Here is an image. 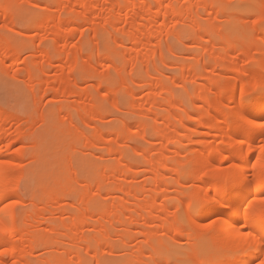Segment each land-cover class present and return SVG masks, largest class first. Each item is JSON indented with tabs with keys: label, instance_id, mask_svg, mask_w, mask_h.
Listing matches in <instances>:
<instances>
[{
	"label": "bare ground",
	"instance_id": "6f19581e",
	"mask_svg": "<svg viewBox=\"0 0 264 264\" xmlns=\"http://www.w3.org/2000/svg\"><path fill=\"white\" fill-rule=\"evenodd\" d=\"M5 1H7V3L2 1L3 3H1L0 5V7L2 8V11L0 10V18H3L4 21L10 20V18L12 19L11 13L13 12H11V9L9 7L11 6V1ZM29 1L26 2L29 3ZM53 1L54 4L50 3L52 5V7L50 8L48 5L49 3H46L48 6L35 4L33 5V7L35 6L37 10L40 9V11L45 12V19L41 24L42 26H39L45 28L47 31L50 30V40L56 42V45L51 46L52 48H54L55 46L56 50L54 49L53 53V50L50 47L49 48L51 50L44 49L41 65L38 64L40 65V69L38 70L37 67H35L37 66V64H29L25 71V77L31 81L39 78L37 79L39 80V84H45L48 86V90H46L45 94H51L57 99H77L75 106L67 104L68 102L60 103V106H57L59 104L56 102L57 104H53L54 108H50L51 110L45 109L39 112H42V114L44 113L43 115L46 114L45 116L49 118L55 117V120L57 116H61V119H63V127H61L65 131L66 128L64 129V127L66 126L64 125L67 122L72 124V111H76L75 113H78L80 118V124H82L86 128H90V130L92 129L95 131L94 137L97 143L100 144L106 142L108 138L111 139V142L107 148L109 154H119L120 152L117 148L120 147H117V145H119L118 143L129 140L130 138L131 142V140L133 141V137H125L126 135H124L126 133H124V129H127L128 125L125 124L126 121H124V123L123 121L121 123L119 122V125L121 124L120 127H117L118 125H115L116 128H107L109 131L103 128L104 126H101L108 116V114L105 113L103 105L98 98L101 90L106 87L109 89L110 94H114L116 96L123 90V85L126 84V82H124L123 80V77L125 76L124 68H126V63L124 64V62L126 61L127 63L131 62L130 64H132L133 66L132 73L136 72V74L139 67L138 65H140L139 63H143L144 65L148 64L149 66L150 64H153V66L155 67V62L158 59L157 57H159L158 62L160 60L162 68H169L170 66H163L165 50H167L166 48H168L167 44L162 41L163 35L166 34L167 36H171V38H173L172 34L173 36H176V33L174 32L176 31L178 26H186V22H181L180 24V21L184 22L186 18L185 16L188 15V13H191L189 14L190 20L194 19L193 21L195 22L192 26V30L197 33H202V40L203 37L209 35L215 37V29L222 24V19L218 18L217 13L218 15H221L226 7H224L223 5L224 1L222 2L221 0V2L218 1L215 5L211 4L208 0H205L201 3H199V0H186V3L182 6H180L181 0ZM155 4L156 7L153 12L152 10ZM195 5L198 6L197 10L194 9ZM75 7H79L80 11L78 13H74L73 9ZM213 7H215L214 9L215 11H217L216 16H213L214 18H212L211 16V14H214L212 13ZM254 15L257 20L264 17V0L263 3L255 9ZM209 16L211 20L209 19V24L207 23L208 25H205L204 23L208 21L207 19L209 18ZM101 21L104 23L103 27H101ZM243 21L245 22V20ZM259 24V22H255V27L259 26ZM6 25H3L4 28L6 29L7 27L8 32L10 33L12 30L13 33V23L8 26ZM236 25H238V23ZM83 27L91 30L90 32H92V34L91 36H89L90 38L88 37L90 40L87 37L84 40L86 32H84L85 29L84 31L82 30ZM34 28L39 30L37 25ZM105 33L108 34L109 37H107ZM101 35H103V37H105L106 35V38L108 40L103 38ZM147 36L151 37L152 42H147ZM98 38H103V40L105 39V41L107 40V42H105L107 45L104 44V46H100L99 42L103 40H98ZM74 39L77 40V43L76 46H72L73 48H71L72 44H70L69 42L70 40L73 41ZM87 39L90 42L86 41ZM109 39L112 40V46L111 43H108V41H110ZM216 39V41L219 42L212 47H208L205 42L196 43V46H194L197 51V56L200 51L201 53L213 52L211 54V56L213 55V58H210V61L203 60L200 66L202 67L203 71H208L207 66L209 64H213L211 62L218 59L221 60V68H225L226 66L230 67L229 75L227 77H224L225 80L222 78V83H218L217 89L220 91L218 92V94L221 95L212 98L213 100H209L208 95H206L207 93H205V90L201 87V83L207 79L204 78L203 75H199L197 78H195V80L192 82V87L194 90H192L193 92H191L193 100L191 111L198 114L196 117H191L189 115L190 111L188 109L190 107L183 110V113L180 114L178 118L173 117L174 113L178 112V110L180 111L181 106H183V101L175 100V97L170 91L165 92V82L163 81L164 79L161 78L162 76L160 77V75H163L160 72V70H162L160 68H154L156 72H153L154 69L151 70L153 73H156L155 75L150 72L151 74L155 75L152 78L150 77L152 75H150L149 72H145L147 74L149 73V77L151 80H154L151 82L148 79V81L150 82L149 92L151 94V96L149 95V98L151 99L143 100L141 98H138L137 90H132L131 88L133 86L131 88H128L130 87L129 82L127 84L128 87H126L127 90L124 95H127L133 99V104L131 106L132 110L141 109V107L144 105H150V113L157 114L161 108H163L165 111V115L162 118L163 121H165L163 128H159L156 125V120L152 121L155 123L149 124L150 121L149 123L146 121V119H148L147 113H142L141 116L139 115V120L135 122L136 124L133 128L136 129L137 132H139V137L142 141H144L143 143L149 144L147 138H158L162 140L164 139L169 146H167V148L165 147L166 149H163L160 153H170V147H176L179 153L185 151L187 147L192 143H196L198 145L197 147L199 149H197L198 152L196 153H203V149L204 151L206 150V154L205 156H203V158L200 157L201 154L199 156L196 155V157H193V161H191V163L189 162L188 165H181L178 169L168 167V165H166L164 162V164L159 165L160 170H157V173L160 174V176L164 177L168 173L175 172L179 176L183 177V175L190 172L189 170H193V167H196L197 163L199 165L202 164L201 166H199L197 172L194 171L196 172V175L190 176V180L197 179L201 181L204 186H198L195 188V190L187 194L188 200L184 202L183 210L188 213V211L191 209V206L195 203L201 206L198 207L193 212V214L188 217L185 223V228L189 229L192 233H198V230L200 231L201 229L206 233V235L208 234V237L210 235L213 241L218 242L221 245L222 253H224L225 256H223L222 258V255H220V257L218 255V257H215V259L211 258V260L214 259V262H211L212 264H232V261L236 258L235 253L241 250H248L252 252L251 255L242 257L246 264H250V262L255 259L256 255H259L258 250L261 247H264V241H262V236H264V150L256 146L257 142H259L261 139H264V131H262L259 127H256V125L264 123V92H261V89L264 88V78L259 74L261 70L264 71V53L263 59L253 65L254 71L252 72V74H249L251 78L244 81L241 85H238V79L240 78V75H246L245 67H243L240 62H242L243 59L249 54L251 55V53H256L261 49L262 45L264 44V36L254 33L250 41L248 40L249 38L246 39L249 41L250 46L243 53H241L239 57L232 56L230 55V53H234V51H236V48L239 47V45L243 43L245 39H240L232 35H228L225 37L223 35H216ZM179 41L180 43H182L181 38L179 39ZM86 42L88 43V45ZM32 46L34 47V45ZM99 46L101 47V49ZM126 46H130L132 51H134L133 55H129L130 61H128V58L124 57L120 51L121 48L123 49V47ZM22 47L23 46H21V44L8 42L6 38L0 33V67L6 65L5 62L8 59L13 58L10 66L7 67H9L14 73L19 71L20 68L18 67L28 61L27 59L23 60V58H20L21 55L19 53L21 52L20 50H22ZM225 49H228L227 51H229L230 53L228 52V56L224 58L223 55ZM220 54L223 59H219ZM123 58L126 61H123ZM141 65L139 73L137 75H135L134 73L135 77L134 79H132L134 80L133 82L135 85H142L143 83L147 82L146 79L148 75L146 74V76L144 75V73H142L141 70L144 67L143 65ZM196 66L197 65L195 64H191L186 68H183L179 74V78H181V80H187V77L190 75V73H192L194 67ZM99 67L102 69V71L98 69ZM3 69L4 68H2V70ZM170 69H172V67H170ZM64 70L67 71V73L61 74V72H59ZM52 71L53 73H55L54 77H52L51 75ZM113 74L115 77L113 76ZM116 76L118 77L116 78ZM89 80H93L97 83L95 85L96 92L91 91L89 87V89L83 87V84H86L85 82H89ZM213 84V86H211L215 87V81ZM209 89H211V87ZM39 90H41V88L39 89L37 87H34L33 94H35L36 96V94L39 93L36 91ZM162 90L164 91V94ZM251 90H256L255 94H252ZM165 93H168V96L164 98L163 96L166 95ZM228 102H230V104L232 103L233 106L229 107L227 105ZM184 103H186V101H184ZM199 103L207 104L208 106L205 104L204 105L207 106V108L209 107L210 109H212L213 114H210L208 111L203 113V107L200 106ZM111 105H113L115 109L118 108L117 106H115L116 104ZM224 110H230V114L228 116L225 115ZM47 111L49 116L47 114ZM35 114H39L37 109L28 114L30 115L28 116L29 119L26 120V118H24V121H22V119L19 118L13 119V117L10 116L6 117V112L2 110V108H0V158L6 157L5 159L3 158L4 160H0V229H2L0 230V248H5H3L4 250L1 251L4 252L5 255L0 256V264H32V261L34 262V260L37 263V260L33 258H35L34 256H36L37 252L40 249H42L46 253L56 252L60 254L52 258L46 257L43 260L38 261L37 264H85V260L83 259L84 255L81 254V252L77 249L79 244L84 246L83 248L85 249L84 251H86V254L88 252L94 253L95 251V256L93 254H91V256L95 257L97 264H100V260H97L98 256L96 255L97 252L100 253V251L104 249L103 247L105 245L108 246V242L110 239L109 234L111 232V234H113V232L115 231V233L119 237H122L124 234H126L130 227L137 228L140 221H142L144 226L147 227V206L148 208L153 209V203L147 204V197H145L143 199V204L141 206L139 205V209L146 213L145 216H141L140 212L136 210L133 212V214H131L132 210L129 208L130 206L128 207V205L122 202H116V198L112 196L110 190L104 192L105 194L102 193L103 191L101 190V188L103 186L101 187L100 183L96 185L95 188H91L92 192H95L94 194H92L90 188L89 190L87 189L90 186L87 183L89 181H80L79 179H77L79 181L78 183H80V185L82 186V190H76L77 192H75V190L73 189L74 187H72V182L77 181L72 178L71 179L73 181L71 182H69L70 180L67 179L68 182L71 183L70 185L62 184V186L59 185L60 183L58 184L57 181L58 186L56 185L55 190L51 192L49 191L50 193L48 194L46 192L42 193V196H40L42 198L39 197L40 199L38 200L29 198L30 200L25 201V198L22 195L24 194V189H22V182L24 183V171L26 170H23L24 163L26 161H29L28 158H34L39 156L40 154H36L35 156L36 152L29 153V151L27 150L16 153V155L12 154L10 156V148H12L15 143H24L26 141L28 142V139L32 138L33 135L28 134L26 130L22 129L23 127H18L16 128V134L15 136L13 135V137L12 134H9L10 132L5 125L7 122L9 123V121L11 122V120H17L18 122H20V124L25 123L27 125L34 117H36ZM47 117H45L44 121H46ZM174 118H176V120H174ZM48 123L45 124L47 125ZM217 123H221L222 125L220 130L221 135L218 134L219 136L213 134L216 131H219L216 128L218 125ZM75 124L73 123V139H75L76 142L84 140L83 138L85 130L83 132V130H81V127H79L81 125L76 126L77 124ZM200 128H206L208 130L209 133H205L206 136L211 137V135L213 134V136H215V139H219L221 137L225 140V142L219 143L217 139L209 143L205 140L195 141L194 139L199 135L198 130ZM67 129H69L68 131H71L70 127ZM40 134H42V132ZM63 134H65V132ZM34 136L35 137H33V140L34 138H36V135ZM234 139L237 140L233 141ZM75 140L72 141L75 142ZM44 141L46 142V140ZM74 142L72 143L73 145H75ZM33 143L34 141L32 142V144ZM37 143L39 144L40 140L39 142H36V144ZM234 147L237 148L238 156H240L239 160L226 170L217 167V164L222 165L229 159V156H227L226 153H228V149ZM250 148L251 151H249ZM163 156L165 155L163 154ZM166 157L167 156H165V158ZM201 161L202 163H199ZM190 165H192L191 169H189ZM35 167L36 166H34V168ZM133 168L136 167L134 165L126 166L120 160L115 164L109 166L107 165L104 167L101 182L107 185L110 182L111 178H114L117 181L129 180L130 182V180L134 178ZM27 170L26 172H28ZM69 170H71V167ZM30 171L31 170L29 168V174ZM25 178L27 177L25 176ZM30 179L31 182L32 178ZM159 182L160 181L157 179L154 182V185L157 186L158 184H160ZM210 182L212 183L209 184ZM90 184L92 185L91 187H93V184ZM23 185L29 186L28 184ZM129 187H131V185ZM248 188L250 189L248 190ZM88 191L91 192V198ZM123 193L125 194L126 199L130 198L131 200L138 202L137 200L139 199V196L141 194L144 196L147 195V182L139 186L138 188H127L123 191ZM73 194H75V196ZM72 195L74 196V203H76L73 204L77 206L78 210L76 207H74L77 211L74 213L73 210V213L71 211V214H68L69 218L67 219L69 221H67V219H64L60 222H54L52 221V219L47 218L49 215H52L56 212L63 215L67 214L64 210H62V208L59 209V206L56 210L53 209L54 207H56L55 205H58L64 200H67ZM106 199L109 200L110 204H106L100 207L96 204L98 200L104 201ZM27 202L29 203L28 206L26 204ZM21 206H27V209H19V207ZM227 210L229 211L226 212ZM128 212H131L129 213L131 214L129 218H127ZM203 216L205 218L218 217V220L212 225L206 226L200 221L201 217ZM103 221L105 222L103 223ZM44 225H46V229L43 227ZM40 226L41 228H44V230H47V232L53 234L55 237L47 236L46 234L45 236L38 232V228L40 229ZM168 226L169 229L174 228L173 224H169ZM86 227H92L94 231L101 229V231H103L104 233V239L98 240L95 238L96 240H89L88 238L90 237L85 238L83 236V233ZM61 231H64L66 233H59ZM143 233L144 238L147 239V229L144 230ZM248 233H251V235L249 236ZM60 235H63L60 237V239L62 238L64 240V243L61 242L64 244L63 246L62 244L61 246L59 245L60 239L58 237ZM179 235H186L184 229L179 232ZM144 243L147 244V242L145 241ZM127 244H124L123 247L121 246V249H124V247H126L124 251L127 250ZM106 248L107 247L105 246V249ZM150 249L152 251L149 252V259L150 256H152L151 260L155 259L156 256L154 255L160 250V252L162 251L161 253L163 256L161 259V264H166L168 262L169 253L166 252V249L167 251L169 249L168 245L159 242L157 246ZM142 251L143 248L139 247L134 260H132L133 262L130 263L148 264L151 260H146V258L144 257H147V255L145 256L143 254L144 252ZM160 252H158V254ZM89 253L87 255H90ZM159 257L161 256L159 255ZM100 259H102V257ZM96 261L94 262L96 263ZM147 261L149 262L147 263ZM35 262L33 264H35ZM197 264H201V262H197Z\"/></svg>",
	"mask_w": 264,
	"mask_h": 264
},
{
	"label": "rangeland",
	"instance_id": "374dc122",
	"mask_svg": "<svg viewBox=\"0 0 264 264\" xmlns=\"http://www.w3.org/2000/svg\"><path fill=\"white\" fill-rule=\"evenodd\" d=\"M2 1L7 3V1H5V0H0V5H1V3H3ZM10 1H11V3H10ZM10 1H9V3L11 4V6H9V7L11 9V12L13 11L11 13L12 19L10 18L11 21L10 20L4 21L3 18L2 19L0 18V27H1L0 29H2V30H0V33H1V35H3L6 38V40L8 42H12L14 44H16V43L21 44V46H23L24 48L22 47V50H20L21 52L19 51L20 52L19 54L21 55L20 58L21 59L23 58V60L27 59L28 61L21 64L18 67L21 70L19 69V71L15 72V73L13 71H11V69L9 67H7V66H10L13 58L8 59L5 62L6 65H3L2 67H0V108H2V110H4L6 112V115H5L6 117L10 116V117H13V119L19 118V119H22V121H24V118H26V120L29 119L28 116H30V115H28V114L31 113L32 111H34L35 109H37V111L39 113V114H35L37 118L34 117L30 121V123L27 124L28 126L25 123L24 124L26 126L22 123L20 124V122H18L17 120H15V121L11 120V122L9 121V123L7 122L5 125L8 129V131L10 132L9 134H12V136L13 135L15 136V134H16L15 131H16V128H18V127H21V128L23 127L22 129L26 130L28 132V134L33 135L32 138L28 139V142L26 141L24 143H22V142L21 143L20 142L15 143L13 145V147L10 148V152H9L10 156L12 154L16 155V153H19L21 151H27V150L29 151V153L30 152L31 153L36 152L35 156H36V154H38V155L40 154L39 156L34 157L35 159L34 158H28L29 161H26L25 162L26 164L24 163L23 170L28 169L27 170L28 172H26V170L24 171V174L27 178H25V176H24V180H23L24 183L22 182V186H23L22 189H24L23 190L24 194H22V195L25 198V199L24 198L23 199L25 201L30 200L29 198H34V199L38 200V199L42 198V197H40V196H42V193H44V192H46L47 194L50 193L51 191L55 190L56 185L58 186L59 183H60L59 185H62V184L63 185H70L71 183H69V182L73 181L72 179L77 181V182H72V185H73L72 187H74L73 189L75 190V192H77L79 190H82V186L80 185V183H78L79 181L77 179H79L80 181H87L88 180L89 182H87V183L90 186L89 187L87 186L88 187L87 189L89 190V188H90L91 192H92V189L95 188V186L100 183L101 187L103 186L101 188V190L103 191L102 193L110 190L112 196L114 198H116L115 199L116 202H120V203L122 202V203H125L126 205H128V207L130 206L129 208L132 210V213L128 212L127 213L128 215L126 214L127 218H129L135 210L140 212L141 216H145L146 213L139 209V205L141 206L144 202L143 199L145 197H147V204L153 203L152 205L154 206L153 207L151 205L153 207V209H150L147 206V227L144 226L142 221H140L137 228L134 226H133L134 228L130 227L128 229V231L126 232V234L123 235L124 237L123 236L119 237L115 233V231L113 232V234H111L112 233L111 232L109 234L110 239L108 242V246L105 245L107 248L105 249V246H104L103 247L104 249H102L101 251L97 250V251H100V253H98L96 251L97 252L96 256H98V258L97 257L96 258L98 261L100 260V262H99L100 264H132L130 262H133L132 260H134L135 255H136L137 251L139 250V247H142L143 248L142 252H144L143 254L145 256L147 255V257H144V258H146V260L150 261L152 259V256H150V259L148 257L149 252L152 251L150 248L157 246L159 242H162V243L168 245V248H169L168 249L169 252L166 249V252L169 253L168 262L166 264H197V262H201V264H212L214 262L213 260L215 259V257H218V255H219V257H220V255H222V258H223V256H225V254L222 253L221 245L218 242L213 241L211 239L210 235L208 237V234L206 235V233L201 229H200V231L198 230V233L197 232L192 233L189 229L185 228V223H186V220L188 219V217L191 214H193V212L198 207L201 206V205L195 203L191 206V209L188 211V213L183 210L184 209L183 204H184V202H186L188 200L187 194H189L191 191L195 190V188L198 186H204L203 183L197 179L190 180V176L196 175V172L199 169V166H201L202 164L199 165L197 163V166L193 167V170H189L190 172L183 175V177L179 176L175 172H171V173L166 174L165 175L166 177L165 176L162 177V176H160V174L157 173V170H160L159 165L164 164V162L166 165H168V167L178 169V168H180L181 165H186V164L188 165L189 162L191 163V161H193L192 160L193 157H196V155L199 156L201 154L200 157L203 158V156H205V154H206V150L204 151V149H203V153H196V152H198L197 149H199L197 147L198 145L196 143H192L187 147V149L185 151H182L179 153H178V150L176 149V147H170L171 148L170 153H160L163 149H166L167 146H169L164 139L162 140V139H158V138H151V139L147 138V141L149 142V144L143 143L144 141H142L139 137L140 136L138 134L139 132H137V130L133 128L134 125L136 124L135 122H137V120H139V117L141 116L142 113H147V115H148L147 118L149 120L146 119V121L148 123L150 121L149 124L157 122L156 125L159 128H163L165 121H163L162 118L165 115V111L163 108H161L157 114L150 113L151 112L150 111L151 110L150 105H144L141 107V109L132 110L131 106L133 104V99L127 95H124V94L127 90L126 87H128L127 84L129 82L131 85L129 84L130 87H128V88H131L133 86L131 89L135 90V91L137 90V92H138L137 97L138 98H141L143 100L151 99V98H149V95L151 96V94L149 92L150 91V86H149L150 82L149 81L152 82L154 80H151L150 77L152 78L153 76L156 75V73H153L155 71L154 68H160V69H162V70H160V72L164 75V76L160 75V77L162 76L161 78L164 79L163 80L165 82L164 83V89L166 88L165 92L170 91L173 94V96L175 97V100H177V101L182 100L183 101V104H182L183 106H181L180 111L178 110V112L174 113L173 117L178 118L179 115L183 113V110L188 109L189 107H190L188 109L190 111L189 115L191 117H196L198 114L196 112L191 111V109H192L191 106H192V102H193L191 92H193L192 90H194L192 87V82L199 75H203L204 78H206L207 80H205L201 83V87L205 90V93H207L206 95H208L209 100H213L212 98H215V97H218L221 95V94L220 95L218 94V92H220V91L217 89L218 88L217 85H218V83H222V80L223 79L225 80L224 77H227L229 75L230 67L226 66L225 68H221V60L217 59V60L211 62L213 64H209L207 66L208 71H203L202 67L200 66L201 62L203 60L204 61L205 60L210 61V58L211 59L213 58V55L211 56V54L213 52L212 53H210V52L209 53L208 52H204V53L202 52L201 53V51H200V53L197 56V53H196L197 51L194 48V46H196V43L205 42L206 45H208V47H212L213 45L215 46L219 42V41H216L217 40L216 35H223L224 37L228 36V35H232V36L238 37L240 39H245V41L243 42L244 44L241 43L239 45V47L236 48V51H234V53H230L229 51H227L228 49H225L224 50L225 56L223 55V53H222V55L225 58L230 53V55H232V56L239 57L241 53H243L247 48H249V46H250L249 41L251 40V37L254 33L261 34L264 36V17L257 20L255 18V15H254L255 9L263 3V0H226V1L221 0L222 2L224 1V4H223L224 7L226 6L225 10L221 13V15L220 14L218 15V13H217L218 18L222 19L221 20L222 24L219 27H217L218 29L217 28L215 29V31H216L214 34L215 37L212 35L203 37L204 41L201 39L202 33H197V32H194L192 30V26L194 25L195 22L193 21L194 19L190 20L189 14H191V13H188V15L185 16L187 18V19L185 18V20L183 19L184 18V16H183L182 19L184 20V22L180 21V24H181V22L182 23L186 22L185 23L186 26L179 25L178 28L176 29V31L174 32V33H176L175 34L176 36H173V34H172L173 38H171V36H167L166 34H164L162 37V39H163L162 41L165 44H167V47H168V48H166L167 50H165V57H164V65L163 66H170V67H172V69H170V67L169 68H166V67L162 68L160 60L158 62L159 57H157L158 59L156 58L157 61L155 60L156 61L155 67L153 66V64H150V66H151L150 67L148 64L144 65L143 63H139L140 65L142 64L144 67V68L141 67V68H143L141 71H142V73H144V75L147 74L145 72H149V73L151 72V73L155 74V75H153L150 73V75H152V76L149 77V73H148L147 74L148 77L146 79L147 82L143 83L142 85L141 84L135 85L133 82L134 80H132L135 77L134 73H135V75H137L139 73L140 65H138L139 67L137 69L138 70L137 74H136V72L132 73V67L133 66H132V64H130L131 62L127 63V61L124 58L122 59L123 61H126V62H124V64L126 63V65H125L126 68H124L125 74L123 73L125 75V76L123 75L124 76L123 80H124V82H126V84L124 83L125 85H123V90L121 92H119V94L116 96L114 94H110L109 89L105 87L101 90V93L98 95V98L103 105L105 113L108 114V116L105 114L107 117L104 120L105 122L101 126L102 127L104 126L103 128H105V129L110 128V127L112 129L113 127L116 128L117 125H118L117 127H120L121 124L119 125V122L121 123L123 121V123H124V121H126L125 124L126 125L128 124L127 125L128 130L126 128L124 129V133L126 132L124 135H126L125 137H133V141L131 140V142H130V139H131L130 138L129 140L118 143L119 145H117V147H120V148H117V149H119L118 150L120 152L119 154H117V153L109 154L108 153L107 148L111 142L110 138H108L106 142H103L100 144L97 143L95 141V137H94L95 131L92 129L90 130V128H86L82 124H80V118H79L78 113H75L76 111H74V110L72 111V117H73L72 118V121H73L72 124L67 122L64 125V126H66V127H64V129L66 128L67 131L66 130L64 131L62 128L63 127L62 126V120L63 119H61V116L56 115L57 117L55 120V117L49 118V117L45 116L46 114L43 115L44 113L42 114V112H39V111H42L45 109H47V110L50 108L52 109V107L54 108V105H56L57 103L59 104L57 106H60V103H64V102L65 103L68 102L67 104H69V105L71 104V106H75V103L77 101V99H75V98H72V99L70 98L68 100L67 99H57L54 96H52L51 94H47V93L45 94L46 90H48V86L45 84H39V80H37L39 78L31 81L25 77V75H26L25 71H26L27 67L29 66V64H37V66H35V67H37L38 70L40 69L41 61L43 58L42 54H43L44 49L45 50H48V49L51 50L52 49L53 53H54V49L56 50L55 46H54V48H52V46H51V45H56V42H53L50 40L51 39L50 30L47 31L45 28L40 27V26H42L41 24L45 19V16H44L45 12L40 11V9L37 10L35 6H34L35 8L33 7V5H35V4L36 5L41 4V6L42 5L43 6L49 5V8H50V7H52L51 4H54V1L53 0H36V2H35V0L34 1L10 0ZM26 1L27 2L29 1L30 5ZM203 1H205V0H199V3L203 2ZM208 1L214 5L217 4L218 1L221 2L220 0H208ZM180 2H181L180 6H182L186 3V0H181ZM9 3H8V5H9ZM46 3L47 4L49 3V4L47 5ZM4 4H2V5H4ZM155 7H156V4L153 7V10H152L153 12L155 10ZM214 8L215 7H213V11H212V13H214V14H211L212 18H214L216 16V12H217V11H215ZM194 9L197 10L198 6L195 5ZM0 10L2 11L1 7H0ZM73 10H74V13H78L80 11L79 7H75ZM221 16H222V18H221ZM188 17H189V20H188ZM209 19L211 20L210 16L207 19L208 21H206L204 23L205 25L209 24ZM243 20H245V22ZM12 21H14V22H12ZM102 21H101V24H102L101 27H103V24H104L103 23L104 21L103 22ZM11 22L13 23V26L15 27V28L13 27L12 29L16 33H14V32L12 33V30L10 33L8 32V29L6 26L12 24ZM255 22H259L260 23L259 26L255 27ZM237 23H238V25H236ZM101 24H99V25H101ZM3 25H6L5 27L7 30L4 28ZM36 25L38 26L39 30L34 28ZM84 29H85V31H84ZM82 30L84 32H86V34H85L86 36H85L84 40L86 39V37L88 38L89 36H91L92 32H90L91 31L90 29L83 27ZM103 35H101V36L103 37ZM106 35H107V37H109L108 34H106ZM106 35L103 38L107 39ZM101 36H99V37H101ZM103 38H98V40H103ZM180 38L182 39V43H180V41H179ZM88 39L86 41H88ZM105 39L103 41L99 42L100 46H104V44H106L105 42H107L108 39L106 41H105ZM246 39H248L249 41ZM150 41L152 42L151 37L147 36V42L150 43ZM88 42H90V41H88ZM111 42H112V40L108 41V43H111ZM69 43L72 44L71 48H73L72 46H76L77 40H75V39L73 41L70 40ZM22 44H24V45H22ZM57 44H58V41H57ZM32 45H34V47ZM87 45H88V43H87ZM112 45H113V43H111V46ZM69 48H70V46H69ZM100 49H101V47H100ZM23 50H24V52H23ZM120 51H121V54H123V56L128 58L127 60L130 61L129 55L130 54L133 55V52H134V51H132L131 47L130 46L123 47V49L121 48ZM172 53L174 54V56ZM263 53H264V44L262 45L261 49L258 50V52L253 53V54L251 53V55L249 54L247 57H245L243 59L242 62H240V64L243 67H245V70H246L245 74L246 75H240V78L238 79V85H241L244 81L249 80L251 78V76H249V74H252V72L254 71L253 65L255 63L260 62L263 59ZM95 54H96V52H95ZM125 54H127V55H125ZM219 57H220L219 59L222 58L221 54L219 55ZM167 59H169V60H167ZM177 61H178V63H177ZM38 64H40V65H38ZM165 64H167V65H165ZM174 64H176V65H174ZM191 64H193V65L195 64L197 66L194 67V70L188 76L189 79L187 77V80H185V79H184L185 81L181 80V78H179V74H180L181 70L183 68H186L187 66H189ZM174 67H176V68H174ZM2 68H4L3 69L4 71L2 70ZM6 68H7V70H6ZM98 69L100 71H102V69L100 67ZM151 70H153V72ZM64 71H59V72H61V74L67 73V71H65V72ZM114 74H113V76H114ZM158 74H160V73H158ZM259 74H260V76H262L264 78V71L263 70H261L259 72ZM51 75H52V77H54L55 73H53V71H52ZM117 77L118 76H116V78ZM148 79H149V81H148ZM214 81H215L216 86L212 87L214 85L213 84ZM219 81H221V82H219ZM85 83L87 85L83 84V87H85V88L89 87L91 91L96 92L95 85L97 83L95 81L89 80V82L87 81ZM132 84H134V85H132ZM34 87H37L39 89L41 88V90L36 91V92H39L36 94V96H35V94H33V88ZM210 87H211V89H209ZM189 89H190V91H189ZM238 89H239V86H238ZM162 92L164 94L163 90H162ZM255 92H256V90H251L252 94H255ZM163 94H162V96H163ZM165 94L166 95L163 96L164 98L168 96V93H165ZM184 97H186V98H184ZM127 99H128V101H127ZM184 101H186V103H184ZM111 104H114V105L116 104L115 106H117L118 108L116 107L117 109H115L113 107V105H111ZM204 104L205 103H199V105L203 107V113L208 111L210 114H213V110L210 109L209 107L207 108L208 105L205 104V105H207V106H205ZM227 105L229 107L233 106V104L232 103L230 104V102H228ZM57 106H56V108H57ZM224 113H225V115L228 116L230 114V110L229 111L224 110ZM47 114H48V111H47ZM48 116H49V114H48ZM45 117H47L46 121H44ZM176 118H174V120H176ZM47 119L48 120L50 119L51 121L50 120L48 121ZM152 121H155V122H152ZM175 122H177V121H175ZM45 123H48V124L46 125ZM57 123H59V124H57ZM73 123L74 124L76 123L77 124V125L75 124L76 126L81 125L79 127H81V130H83V132L85 130L84 138H83L85 141L81 140L82 144H81V141L76 142V140L73 139L74 138L73 137ZM34 125H35V127H34ZM57 126H58V128H57ZM107 126H109V127H107ZM221 126H222L221 123H219L216 127L219 131H216L213 134H215L217 136L221 135V133H220ZM69 127H70L72 132L68 131L69 129H67V128H69ZM128 127H130V128H128ZM107 131H109V130L107 129ZM41 132L43 135L40 134ZM64 132H65V134H63ZM198 133H199V135L195 137V139H194L195 141L205 140L209 143V142H213L214 140L217 139V138L215 139V136H213V134L211 135V137L206 136L205 133H209L206 128H200L198 130ZM34 135H36L37 139L34 138V140H33V137H35ZM48 137H51V138H48ZM39 140H40V143L36 144V142H39ZM44 140H46V142ZM53 140H55V141H53ZM72 140H75V142ZM217 140L219 143L225 142V140L222 139L221 137ZM236 140L237 139H234L233 141H236ZM33 141H34V143L32 144ZM29 142H31V143H29ZM73 142L75 145L72 144ZM37 145H40V146H37ZM61 146H62V148H61ZM256 146L264 149V139H261L259 142H257ZM206 147H207V145H206ZM49 150H50V152H49ZM45 151H47V152H45ZM227 152L228 153H226V155L229 156V159L225 163H223L222 165H218V164L216 165L217 167H220L221 169H224V170L228 169L233 164H235L239 160V157H240V156H238L236 147L228 149ZM163 154L167 157L165 158V156H163ZM3 158L5 159L6 157H3ZM3 158H0V160H4ZM50 158H51V160H50ZM31 159H33V160H31ZM68 160H69V162H68ZM119 160L122 161V163L126 166L134 165L136 167V168H133L134 169V173H133L134 178H132L130 180V182H129V180L128 181L127 180L117 181L114 178H111L110 182L107 185L104 184L103 182H101L104 167L107 165L109 166V165L115 164ZM145 161H147V162H145ZM34 163H35V165H34ZM199 163H202V161ZM34 166H36L35 167L36 169L34 168ZM191 166L192 165H190L189 169L192 168ZM70 167H71L72 171L69 170ZM29 168L31 170L30 174H29ZM32 171L33 172L36 171V172L33 173ZM194 171H196V172H194ZM62 172H63V174H62ZM94 172H96V173H94ZM37 174H39V175H37ZM93 175H95V176H93ZM30 178H32L31 182H30V180H31ZM67 179L70 181L68 182ZM157 179L160 181L159 182L160 184H158L156 186V185H154V182ZM57 181H58V184H57ZM146 182H147V195L146 196L141 194L142 196L141 195L139 196V199L137 200L138 202H135V201L131 200L130 198L129 199L125 198V194L123 193L124 190H126L127 188H132V189L138 188L139 186L145 184ZM90 183L93 184V187H91L92 185ZM211 183L212 182H210L209 184H211ZM23 184H28L29 186H25ZM130 185H131V187H129ZM62 186H60V187H62ZM111 187H113V188H111ZM250 188H251V186H250ZM250 188H248V190ZM25 189H26V191H25ZM85 189H86V187H85ZM91 192L88 191V193H90L89 194L90 198L92 197ZM94 193L92 192V194H94ZM34 195H35V197H34ZM73 195L75 196V194H73ZM73 195L70 196L69 198L67 197L68 198V199L66 198L67 200H64L61 203H59L58 205H55L56 207H54V209H53V210H56L59 206V209L62 208V210H64L67 214L63 215V214H60V213L55 211L57 214L54 213V214L49 215V216L47 215L48 216L47 218L52 219V221H54V222H60L61 220H64V219L66 220L67 218H69L68 214H71V211L73 213V210H74V213H75L78 210V208L76 205H74L76 203H74L75 200L73 198L74 197ZM36 196H38V197H36ZM102 200H98L96 203L97 205H99V207L104 206L106 204H110L109 200H107V199L104 201H102ZM28 202L26 203L27 206L29 205ZM27 206L26 207L21 206V207H19V209L26 210ZM74 207H76L77 210ZM228 211L229 210H227L226 212H228ZM129 213H131V214H129ZM50 216H52L53 218ZM217 220H218V217H216V218L215 217L205 218L204 216L201 217V219H200L201 223L206 225V226L212 225ZM67 221H69V220L67 219ZM104 222L105 221H103V223ZM169 224H173L174 228L169 229V226H168ZM43 227L46 229V225H44ZM44 228H41V226H40V229L38 228V230H39L38 232H40L43 235L46 234L47 236L55 237L53 234L47 232V230H44ZM92 229H93L92 227H86V229L84 230L83 236L85 238L90 237V238H88L89 240H92L95 238L98 240L104 239L103 238L104 233H103V231H101V229H98L97 231H94V229L93 230ZM146 229H147V239L144 238V236H143V234H144L143 231ZM183 229L186 233L185 236L179 235V232H181ZM59 233L64 234L66 232L61 231ZM61 236H63V235H60L58 238L60 239ZM122 240H123V242H122ZM59 241H60L59 245L61 246V244H62V246H63L64 240L61 238ZM144 241L147 242V244L144 243ZM61 242H63V243H61ZM124 244H127V246L129 247V248L127 247V250H125V251H124V249H126V247H124V249H121V246L123 247ZM76 245H78V244H76ZM83 247H84L83 245L79 244L77 249L81 252V254L84 255L83 259L85 260V264H97L95 257L91 256V254H93L95 256V251H94V253L88 252L90 255H87L88 253L87 254L85 253L86 251H84L85 249ZM3 248L2 249L0 248V252L5 249V248L4 249ZM118 248L120 251L118 250ZM40 250L36 254L37 257L34 256L35 258H33V259L37 260V263H38V261L43 260L46 257L52 258V257L58 256L60 254V253H56V252L46 253L42 249H40ZM158 252H160V250ZM158 252L154 255V256H156L155 259L151 260L150 262L147 261V263L149 262L148 264H151V263L161 264L162 263V260H161L163 257L162 253H161L162 251L160 252L161 254L160 253L158 254ZM157 254H158V256H157ZM150 255H152V254H150ZM159 255L161 257H159ZM101 257H102V259H100ZM211 258H214V259L211 260ZM154 260H156V261H154ZM94 261H96V263ZM152 261H154L155 263ZM34 262H35V260H34ZM34 262L32 261V264ZM37 263L35 262V264H37Z\"/></svg>",
	"mask_w": 264,
	"mask_h": 264
},
{
	"label": "snow or ice",
	"instance_id": "6c2138e0",
	"mask_svg": "<svg viewBox=\"0 0 264 264\" xmlns=\"http://www.w3.org/2000/svg\"><path fill=\"white\" fill-rule=\"evenodd\" d=\"M261 92H264V88L261 89ZM256 127H259L262 131H264V123H260L259 125H256ZM249 151H251V148L249 149ZM248 235L250 236L251 233H248ZM262 241H264V236H262ZM258 251H259V255H256L255 259L252 260L250 264H264V247H261ZM251 254L252 252L248 250H241L235 253L236 258L232 261V264H246V262L242 259V257ZM3 255H5V253L0 252V256Z\"/></svg>",
	"mask_w": 264,
	"mask_h": 264
}]
</instances>
